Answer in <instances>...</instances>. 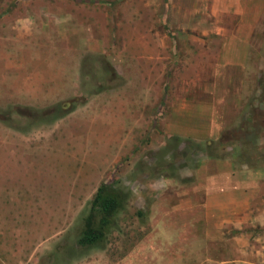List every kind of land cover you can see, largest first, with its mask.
Returning <instances> with one entry per match:
<instances>
[{
    "label": "rangeland",
    "instance_id": "374dc122",
    "mask_svg": "<svg viewBox=\"0 0 264 264\" xmlns=\"http://www.w3.org/2000/svg\"><path fill=\"white\" fill-rule=\"evenodd\" d=\"M216 13L0 0V264H236L204 239L202 185L207 162L264 166V14ZM102 182L122 208L79 246ZM247 239L244 264H264V229Z\"/></svg>",
    "mask_w": 264,
    "mask_h": 264
},
{
    "label": "crops",
    "instance_id": "0c3cea01",
    "mask_svg": "<svg viewBox=\"0 0 264 264\" xmlns=\"http://www.w3.org/2000/svg\"><path fill=\"white\" fill-rule=\"evenodd\" d=\"M211 1L218 16L234 19L240 26L255 25L264 14V0ZM232 37L244 43L250 33L247 36L236 33ZM229 167L225 162L213 161L207 162L204 168L203 236L209 242L228 243L235 255L232 261L244 264L249 263L244 257L248 255L245 253L247 238L255 228L264 229V166L247 167L248 170ZM210 207L217 209L209 211ZM230 230L235 232L233 236Z\"/></svg>",
    "mask_w": 264,
    "mask_h": 264
},
{
    "label": "trees",
    "instance_id": "16d2710c",
    "mask_svg": "<svg viewBox=\"0 0 264 264\" xmlns=\"http://www.w3.org/2000/svg\"><path fill=\"white\" fill-rule=\"evenodd\" d=\"M121 208L122 200L119 193L111 190L107 183H100L82 219L83 228L77 244L84 247L102 242Z\"/></svg>",
    "mask_w": 264,
    "mask_h": 264
}]
</instances>
